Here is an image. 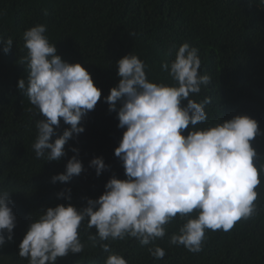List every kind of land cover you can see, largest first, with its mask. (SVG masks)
I'll use <instances>...</instances> for the list:
<instances>
[{
    "label": "trees",
    "instance_id": "trees-1",
    "mask_svg": "<svg viewBox=\"0 0 264 264\" xmlns=\"http://www.w3.org/2000/svg\"><path fill=\"white\" fill-rule=\"evenodd\" d=\"M0 264H264V0H0Z\"/></svg>",
    "mask_w": 264,
    "mask_h": 264
}]
</instances>
